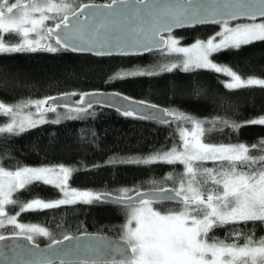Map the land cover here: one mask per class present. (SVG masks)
<instances>
[{
	"label": "trees",
	"instance_id": "trees-1",
	"mask_svg": "<svg viewBox=\"0 0 264 264\" xmlns=\"http://www.w3.org/2000/svg\"><path fill=\"white\" fill-rule=\"evenodd\" d=\"M109 2L73 0L72 5L78 8L83 4ZM217 28H197L175 35L184 37L182 43L187 45L207 39ZM4 38L9 44H16L20 39L14 34L10 39L8 34ZM52 45L56 46L53 42ZM211 58L243 79H264V41L222 50ZM176 60L177 56L163 53L109 59L76 56L61 49L57 52L0 53V102L15 106L67 93L118 92L200 121L205 129L203 141L207 144L256 145L251 154H262L264 126L243 124L237 131L229 125L264 117V88L229 89L226 75L205 69L165 70ZM137 71L155 74L119 78L120 74ZM7 121L0 116V126ZM225 121L229 123L225 124ZM192 126L176 119L166 126L92 107L62 122L46 123L21 133L0 134V165L9 171L25 167H68L73 170L70 188L112 196L122 195L125 190L131 197L149 190L176 189L185 174L182 164L157 162L145 165L120 161L146 159L174 147L180 148L181 130H189ZM202 166L215 167L212 162ZM15 197L23 202L34 198L49 202L61 199L62 193L55 187L36 182L17 191ZM152 204L162 214L182 209L179 203ZM7 211L16 215L22 224L35 225L49 232V236L33 239V243L40 246L81 234H100L123 240L130 219L128 206L95 201L27 212H19L15 205H8ZM16 232L12 227L1 231L5 236ZM235 232L240 233L238 238ZM209 237L241 245L246 237L258 241L264 239V222L248 221L216 227Z\"/></svg>",
	"mask_w": 264,
	"mask_h": 264
},
{
	"label": "snow or ice",
	"instance_id": "snow-or-ice-1",
	"mask_svg": "<svg viewBox=\"0 0 264 264\" xmlns=\"http://www.w3.org/2000/svg\"><path fill=\"white\" fill-rule=\"evenodd\" d=\"M97 8L102 11H96ZM86 9L89 11L86 12ZM240 15L253 20L256 17L264 18V0H227L221 6L205 4L201 0H110L106 5L84 4L78 8H74L70 0H0V53L57 52L63 48L82 52L96 50V55H105L110 53L101 49L111 46L124 47L125 50L131 47L148 50L164 44L163 33L170 32L173 27L222 22L224 31L218 34L219 42L210 38L206 42L197 41L192 47H178V42L170 39L164 46L169 53L183 54L184 60L180 66L184 71L203 68L224 73L232 79L226 85L229 89L250 86L264 88V79H243L210 59L214 53L222 50L264 41V22L232 28L228 27L227 19H222L224 16L234 19ZM218 16L221 19H217ZM50 20L53 26L47 24ZM125 28L126 35L121 38L119 34ZM6 34L9 39L13 34L20 39L16 44H9L4 38ZM30 34H35V38H30ZM53 38L58 47L46 42ZM177 66L170 65L165 70L172 71ZM153 74L137 71L120 74L119 78ZM83 103L84 100H81ZM47 104V100L37 101L35 107L40 109ZM30 105L31 102L6 106L0 102V114L11 117V123L0 127V134L23 132L44 123L43 112H40V119L23 115V109ZM47 111H55V108L49 106ZM133 114L132 111L124 112L126 116ZM166 115L194 126L192 132L181 130L182 146L146 159L120 162L182 164L185 174L173 192L175 197L180 198L183 207L177 212L162 214L151 207L150 199L141 198L138 203L126 205L131 208L125 234L127 248L120 249L123 258L111 264H264V239L254 241L246 237L241 245L209 237L216 227L248 221L264 222V148L261 149L262 154L254 155L251 151L256 145L204 143L205 129L200 121L183 113L168 112ZM243 124L264 126V117L233 122L229 126L238 131ZM207 162H212L215 167H203ZM72 172L71 168L64 166L25 167L15 171L0 166V229L10 225L18 230L14 235H23L27 240H32L33 234L50 235L46 229L19 223L16 215L6 211V205H15L19 212H27L76 203L109 202L106 193L69 189ZM36 182L55 186L64 198L49 202L39 198L23 202L19 197L14 198L18 190L27 189ZM204 185L211 187L205 188ZM131 199L125 190L122 195L112 198L111 202L123 204ZM133 222L135 227L132 226ZM234 235L238 238L240 233L235 232ZM7 238L0 234V241ZM64 239L71 240L72 237L65 236ZM54 243L60 244L62 241ZM42 264H52V261ZM61 264L64 262L61 261Z\"/></svg>",
	"mask_w": 264,
	"mask_h": 264
},
{
	"label": "water",
	"instance_id": "water-1",
	"mask_svg": "<svg viewBox=\"0 0 264 264\" xmlns=\"http://www.w3.org/2000/svg\"><path fill=\"white\" fill-rule=\"evenodd\" d=\"M201 2L214 6H221L226 3L227 0H201ZM89 4L97 6L106 5ZM87 11L89 10L86 9V12ZM96 11H102V9L97 8ZM217 19H221V17L218 16ZM222 19H227L228 25L241 22L257 23L264 20V18L261 17H256V19L253 20L244 15H240L234 19H229L227 16H224ZM221 24L223 23L205 22L173 27L170 32L163 33L164 44L148 50H142L136 47L125 50L124 47L111 46L101 49L110 54L96 55V50L82 52L64 50L63 48L60 49L76 56H90L96 59L140 58L152 53L164 52L166 50L164 45L168 42V37L171 35L184 31H192L197 28L216 27ZM126 31L125 28L124 31L119 34L121 38L126 35ZM51 40L55 44V38ZM125 51H127V54H125ZM81 100H84L83 104H81ZM47 101L48 104L43 106L44 109L51 106L53 108L83 112L92 107H99L117 112L124 117L152 121L166 126L170 125L175 120L173 116L166 115V113L170 111L164 107L145 101H138L118 92L90 91L79 95L67 93L51 97ZM78 109H83V111H77ZM125 111H132L134 114L132 116H126L124 115ZM139 193L143 195L138 196L137 193L131 196V200L118 205L126 206L135 204L138 203L141 198L150 199L152 203L182 204L180 198L175 197L173 189L149 190ZM169 196L173 198L168 199ZM114 197L116 196L109 195V202L107 203L117 204L111 202V199ZM6 237L8 238L0 241V264H42V262L49 260L52 261V264H61V261H63L64 264H80V262H83V264H111L112 261L121 260L123 257L119 250L127 248L125 240L100 234H81L72 236L71 240H61L62 243L60 244L52 242L45 246L37 245L33 243L32 240L25 239L24 236L8 235Z\"/></svg>",
	"mask_w": 264,
	"mask_h": 264
},
{
	"label": "rangeland",
	"instance_id": "rangeland-1",
	"mask_svg": "<svg viewBox=\"0 0 264 264\" xmlns=\"http://www.w3.org/2000/svg\"><path fill=\"white\" fill-rule=\"evenodd\" d=\"M72 1L73 0H70V2L72 3ZM74 6V5H73ZM261 22H263V21H260V22H257V23H261ZM47 24L49 25V26H53V21H47ZM247 24H251V23H248V22H241V23H236V24H229L228 25V27H232V28H234V27H237V26H242V25H247ZM224 31V24H221V25H219L218 26V28L216 29V31H215V33H213L210 37H208L207 39H205V40H197V41H202V42H206L208 39H210V38H215V40H216V42H219V39H220V37H219V33H221V32H223ZM30 38H35V34H30ZM183 38L184 37H182V36H176V35H171V36H169L168 37V41L170 40V39H175L177 42H178V44H177V46L178 47H192L197 41H195V42H193L192 44H183L182 43V41H183ZM47 43H51L52 44V40H49V41H46ZM54 43V42H53ZM161 53H163V54H166V55H169V56H173V57H178V60H176V61H172V63L171 64H169L168 66H170V65H178L177 67H174L172 70H176V69H179V70H182V71H184L183 70V68H182V66H180V65H182V62H183V60H184V56H183V54L182 53H169L168 51H167V49L164 51V52H161ZM212 57V56H211ZM210 57V59L212 60V58ZM213 61V60H212ZM214 62V61H213ZM215 63V62H214ZM217 64V63H216ZM218 65V64H217ZM218 66H220V65H218ZM200 69H203V68H200ZM194 70H196V69H194ZM205 70H210V71H214V70H211V69H205ZM189 71H191V70H189ZM221 74H224V73H221ZM224 75H226V74H224ZM227 77H228V83H230V82H232V79H231V77H229L228 75H226ZM227 83V84H228ZM29 102H27V103H24V104H28ZM24 104H19V105H24ZM6 105V104H5ZM6 106H14V105H6ZM16 106V105H15ZM43 106L44 105H42L41 106V108L40 109H37L36 107H35V102H31V105L29 106V107H25L24 109H23V115H27V116H31L33 119H40V112H43V119H44V123H39V124H37V126H40V125H43V124H46V123H58V122H62L63 120H65V119H68V118H73V117H75V116H77L78 115V113L79 112H75V111H72V110H68V109H60V108H55V111H47V109H44L43 108ZM0 116H2V117H5L6 119H8V121L6 122V124H4V125H1L0 127H5L8 123H11V117L10 116H7V115H3V114H0ZM54 121H58V122H54ZM37 126H35V127H37ZM32 128H34V127H32ZM28 129H31V128H28ZM27 129V130H28ZM195 129H194V126H192L189 130H187V131H189V132H192V131H194ZM26 131V130H25ZM24 132V131H23ZM5 133H7V132H5ZM14 133H21V132H14ZM189 139H191V137H189ZM204 142V141H203ZM182 143H183V138L181 137V146H182ZM205 143V142H204ZM1 166V165H0ZM54 168H58V167H54ZM69 179H70V177H69ZM41 183H43V182H41ZM49 186H52V185H49ZM52 187H55V186H52ZM68 187H69V189H72V188H70V186H69V181H68ZM56 188V187H55ZM58 189V188H57ZM19 191V190H18ZM62 193V192H61ZM15 194V193H14ZM62 198H64L63 197V193H62ZM61 198V199H62ZM7 206L8 205H6L5 206V208H6V211H7ZM151 207L154 209V210H156L155 208H154V206H153V204H151ZM182 207H183V205H182ZM129 209H130V214H131V208L129 207ZM181 210V209H180ZM157 211V210H156ZM18 222L19 223H21L19 220H18ZM25 225V224H24ZM128 225V224H127ZM26 226H35V225H26ZM132 226L133 227H135V222H133V224H132ZM6 227H12V226H10V225H7V226H5L4 228H6ZM38 227V226H37ZM3 228V229H4ZM41 228V227H40ZM3 229H0V234H2L1 233V231L3 230ZM17 230V229H16ZM126 231H127V227H126ZM17 232H18V230H17ZM125 234H126V232H125ZM16 236H23V235H16ZM38 236H44V235H40V234H33V239L35 238V237H38ZM32 239V242L34 241ZM123 240H125V236L123 237Z\"/></svg>",
	"mask_w": 264,
	"mask_h": 264
},
{
	"label": "flooded vegetation",
	"instance_id": "flooded-vegetation-1",
	"mask_svg": "<svg viewBox=\"0 0 264 264\" xmlns=\"http://www.w3.org/2000/svg\"><path fill=\"white\" fill-rule=\"evenodd\" d=\"M263 22H264V20H263ZM218 27V26H217Z\"/></svg>",
	"mask_w": 264,
	"mask_h": 264
}]
</instances>
